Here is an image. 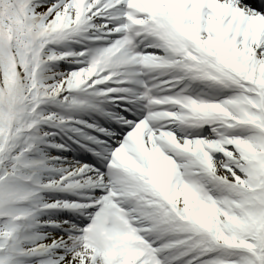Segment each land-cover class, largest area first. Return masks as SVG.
Returning <instances> with one entry per match:
<instances>
[{"label":"snow or ice","instance_id":"snow-or-ice-1","mask_svg":"<svg viewBox=\"0 0 264 264\" xmlns=\"http://www.w3.org/2000/svg\"><path fill=\"white\" fill-rule=\"evenodd\" d=\"M0 264H264V0H0Z\"/></svg>","mask_w":264,"mask_h":264}]
</instances>
